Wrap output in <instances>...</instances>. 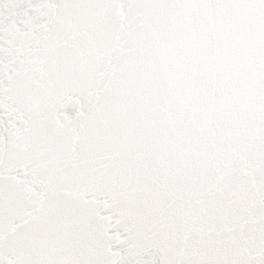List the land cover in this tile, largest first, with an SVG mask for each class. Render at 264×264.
Here are the masks:
<instances>
[{"label": "snow or ice", "instance_id": "1", "mask_svg": "<svg viewBox=\"0 0 264 264\" xmlns=\"http://www.w3.org/2000/svg\"><path fill=\"white\" fill-rule=\"evenodd\" d=\"M0 264H264V0H0Z\"/></svg>", "mask_w": 264, "mask_h": 264}]
</instances>
